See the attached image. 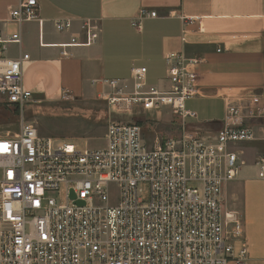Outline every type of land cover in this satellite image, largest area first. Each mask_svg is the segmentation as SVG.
Masks as SVG:
<instances>
[{"label": "built area", "instance_id": "built-area-1", "mask_svg": "<svg viewBox=\"0 0 264 264\" xmlns=\"http://www.w3.org/2000/svg\"><path fill=\"white\" fill-rule=\"evenodd\" d=\"M10 15L18 25L39 19L37 0H19ZM156 16L141 9L132 26L142 31L143 19ZM55 26L64 31L71 22L56 19ZM82 30L86 40L73 37L68 45L88 46L99 37L91 19ZM20 41V32L0 35V95L21 112L32 99L23 84L29 54L6 55ZM164 60L168 89L147 84V68L133 65L131 80H107L101 97L116 113L168 108L182 121L196 118L186 102L200 94L204 59L169 51ZM257 117L258 128L250 124ZM256 140H264L259 97L248 103L227 97L213 137L183 134L153 145L140 124L111 121L103 147L80 150L41 137L22 118L17 134L0 135V264H247L240 214L224 209L223 200L245 164L235 146ZM256 164L264 179V156ZM141 183L149 184L146 200Z\"/></svg>", "mask_w": 264, "mask_h": 264}, {"label": "crops", "instance_id": "crops-1", "mask_svg": "<svg viewBox=\"0 0 264 264\" xmlns=\"http://www.w3.org/2000/svg\"><path fill=\"white\" fill-rule=\"evenodd\" d=\"M18 1L0 0V35L21 34L19 43L8 45L7 56L29 54L22 65L23 84L32 91V99L25 106L65 101L64 93L72 97L69 101L102 98L109 90L107 80H131L133 65L147 68V84L166 90L170 84L164 55L169 51L204 59L200 94L186 102L187 108L197 113L196 118L182 121L168 108L146 114L179 121L178 136L213 137L223 126L227 97L245 103L259 97L264 106V0H37L39 19L22 25L10 15ZM141 9L154 10L157 16L143 19V29L138 31L132 19ZM56 19L70 20L71 27L59 31ZM86 19L98 25V39L88 46L68 45L73 37L79 42L86 40L82 30ZM0 99L7 102L1 95ZM22 118L32 123L23 114ZM262 121L257 117L250 124L258 128ZM7 134L14 135L0 133ZM235 148L244 165L256 167V178L264 182L256 164L264 156V140ZM240 172L225 186L226 210L237 211L246 189L252 190L253 183L242 181ZM256 190L264 192V185Z\"/></svg>", "mask_w": 264, "mask_h": 264}, {"label": "rangeland", "instance_id": "rangeland-1", "mask_svg": "<svg viewBox=\"0 0 264 264\" xmlns=\"http://www.w3.org/2000/svg\"><path fill=\"white\" fill-rule=\"evenodd\" d=\"M29 105L24 106L21 112L19 109L15 112L13 105L0 99L1 112L3 107L6 116V119L2 116L0 118V133H17L21 114L38 128L41 137L51 138L55 143L70 142L76 144L80 150L103 147L107 126L111 121L141 123L144 139L149 145H153L157 140L162 143L167 137L181 133L179 121L146 117L149 112L143 111L133 115L126 112L116 113L107 101L100 97L88 100L31 102ZM240 175L243 177L242 181L253 183L252 190L246 189L242 205L236 208L244 229V241L248 246L247 264H264V192L256 190L262 188L264 182L256 178V167L249 164L242 165ZM140 188L146 200L149 196V184L141 183ZM111 192L113 195L117 193L115 185H112ZM63 195L62 190L60 196ZM228 204L233 206L230 202ZM235 244L238 245L239 242Z\"/></svg>", "mask_w": 264, "mask_h": 264}, {"label": "trees", "instance_id": "trees-1", "mask_svg": "<svg viewBox=\"0 0 264 264\" xmlns=\"http://www.w3.org/2000/svg\"><path fill=\"white\" fill-rule=\"evenodd\" d=\"M16 109H15V112H17L18 110V107H15ZM1 116L3 117V119L5 118L6 119V116H5V111L3 110V107H2V112H1V108H0V118H1ZM138 124H141V123H139L138 122Z\"/></svg>", "mask_w": 264, "mask_h": 264}]
</instances>
